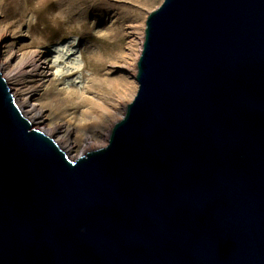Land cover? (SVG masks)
<instances>
[{
	"label": "water",
	"instance_id": "95a60500",
	"mask_svg": "<svg viewBox=\"0 0 264 264\" xmlns=\"http://www.w3.org/2000/svg\"><path fill=\"white\" fill-rule=\"evenodd\" d=\"M107 143L71 158L0 67V264H264V0H163Z\"/></svg>",
	"mask_w": 264,
	"mask_h": 264
},
{
	"label": "rangeland",
	"instance_id": "374dc122",
	"mask_svg": "<svg viewBox=\"0 0 264 264\" xmlns=\"http://www.w3.org/2000/svg\"><path fill=\"white\" fill-rule=\"evenodd\" d=\"M162 1L0 0L1 70L22 68L31 52H42L40 70L24 68L8 83L15 97L33 93L31 101L44 110L43 120H32L36 128L70 130L64 145L71 143V158L88 135L92 144H106L124 114L138 87L134 63L145 17ZM127 81L133 86L125 88ZM49 134L57 142L62 135Z\"/></svg>",
	"mask_w": 264,
	"mask_h": 264
},
{
	"label": "bare ground",
	"instance_id": "6f19581e",
	"mask_svg": "<svg viewBox=\"0 0 264 264\" xmlns=\"http://www.w3.org/2000/svg\"><path fill=\"white\" fill-rule=\"evenodd\" d=\"M143 39V37H142ZM43 55L41 51H33L31 52V54L26 57L25 59H23L22 62V68H15V69H11L9 71H7V73L4 74L5 78L7 79V81H9L10 79L16 78L17 76L21 75L22 73H26L24 71H22V69L26 68L27 69V73H31L34 71H38L42 68V64H44L43 61H41ZM0 67L2 68V64H0ZM129 86H133V81H127L124 85L125 88H129ZM34 95L33 93H29L23 97H17L16 96V101L19 104V106L24 109H26V115L31 114L30 119L31 120H43L44 118V114H43V109L38 107L34 102L31 101V96ZM43 130V129H42ZM46 133H53V132H61L62 135L60 136L58 143L66 150V147L71 144V143H67V145H64L66 142L69 141V134H70V130L67 128H64L63 125H55L52 127H49L45 130ZM108 136V135H107ZM92 136L88 135L84 141V144L82 145L80 152L78 154H85L87 151L100 147L101 145H96V144H92L91 142ZM67 151V150H66Z\"/></svg>",
	"mask_w": 264,
	"mask_h": 264
}]
</instances>
